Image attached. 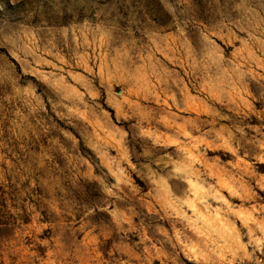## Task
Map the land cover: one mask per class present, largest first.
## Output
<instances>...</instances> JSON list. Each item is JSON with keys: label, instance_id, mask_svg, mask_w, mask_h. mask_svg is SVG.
<instances>
[{"label": "rangeland", "instance_id": "1", "mask_svg": "<svg viewBox=\"0 0 264 264\" xmlns=\"http://www.w3.org/2000/svg\"><path fill=\"white\" fill-rule=\"evenodd\" d=\"M0 264H264V0H0Z\"/></svg>", "mask_w": 264, "mask_h": 264}]
</instances>
